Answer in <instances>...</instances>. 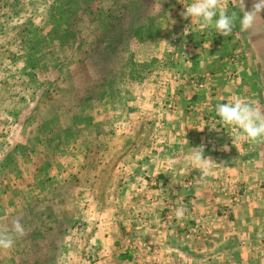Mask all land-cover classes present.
Returning a JSON list of instances; mask_svg holds the SVG:
<instances>
[{
	"label": "rangeland",
	"instance_id": "374dc122",
	"mask_svg": "<svg viewBox=\"0 0 264 264\" xmlns=\"http://www.w3.org/2000/svg\"><path fill=\"white\" fill-rule=\"evenodd\" d=\"M190 3L0 0V234L14 240L0 264H165L158 246L243 237L264 264V141L215 112L236 98L264 111V19L221 36L181 15ZM218 7L238 16L241 0ZM104 223L118 243L101 253Z\"/></svg>",
	"mask_w": 264,
	"mask_h": 264
},
{
	"label": "clouds",
	"instance_id": "9594fccd",
	"mask_svg": "<svg viewBox=\"0 0 264 264\" xmlns=\"http://www.w3.org/2000/svg\"><path fill=\"white\" fill-rule=\"evenodd\" d=\"M262 12H264V0H254L248 10H245L244 0H241L238 16L235 12L230 14L227 9L219 8L218 0H192L181 15L191 19L195 17L205 27L214 28L221 36H228L232 33L237 19L240 31L247 33L258 18L264 19L261 16ZM215 112L219 120L230 126L237 135H243L251 142L264 141V111L257 109L247 100L236 98L230 102L220 103L216 106ZM204 126L197 130H203ZM223 148L225 151L228 150L227 145ZM199 149L193 155V164H198L200 170L205 171L209 166L208 160L203 154V148L199 147ZM175 215L178 219L183 218L184 209L178 208ZM12 231L17 235L24 234V228L18 220L13 221ZM13 243L11 234H0V248H11Z\"/></svg>",
	"mask_w": 264,
	"mask_h": 264
},
{
	"label": "crops",
	"instance_id": "0c3cea01",
	"mask_svg": "<svg viewBox=\"0 0 264 264\" xmlns=\"http://www.w3.org/2000/svg\"><path fill=\"white\" fill-rule=\"evenodd\" d=\"M25 141H27V139ZM22 148H24L25 151L27 150V147L25 146V144H22ZM120 197L121 196L116 197V203L109 201L108 204L110 205L111 210L113 208H115L116 206H118V202L120 201ZM201 204H203V206H205L204 209H206V210H204V209L202 210L203 215L205 212V213H207L206 219L211 218V217L208 218V216H209L208 209H210V207L213 206V204H208V203H201ZM243 205L247 206L245 208V212L243 214L240 213L241 207H234V209H237V211H238L235 213L236 214V216H235L236 224L234 223L235 226H238L237 222H239V221H241L242 223L247 222V224L250 225V207H249L250 206V198H247ZM106 212H107L106 209L103 211H98V213L100 215H102L101 216L102 218H104L106 216ZM214 219H216V218H214ZM244 221H246V222H244ZM104 224H105L104 225L105 227L102 229V231L97 229L94 232V237H93V242H92V245L98 247V250L101 253L109 252L111 246H117V243H118V240H116L114 235L110 234V232L112 230L106 226V223H104ZM124 227L125 228H122L120 226L116 227L118 233L124 232V230L127 228V226H124ZM137 227H138V225L135 222L134 227H130L129 230L130 231H136ZM107 229H109V230H107ZM249 230H250V227H249ZM90 232H91V230H90ZM235 232L241 233L240 235L244 234L243 229L238 228V227H235L233 233H235ZM223 235L225 237L227 234L223 233ZM240 239H241V241L243 240L241 244L233 243V242H236V240H235V241H232L230 243L229 247L226 245L225 246H212V247L204 245L203 247H200V246L195 247L191 244H185L182 248L175 247L172 244V242L169 239H167L168 242H171V243L166 244V245H162V246H158L160 249L159 248H156V249L158 250V252H160L162 254V260L165 261V264H250V245L248 244V242L246 240H244V239H246L245 237L240 238ZM179 249H180V251H179ZM143 252L146 253L145 250H142L140 253H143ZM180 254H182L181 260L178 257ZM155 256L157 257V254H155ZM215 256H216V258H215ZM107 257H105V258H107ZM156 257H153L154 261H158L160 259V258H156ZM126 259H128V258H126Z\"/></svg>",
	"mask_w": 264,
	"mask_h": 264
}]
</instances>
